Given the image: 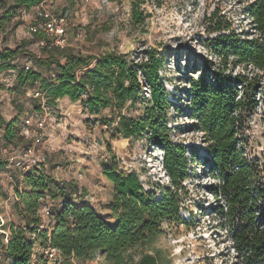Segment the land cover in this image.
<instances>
[{"label": "rangeland", "instance_id": "obj_1", "mask_svg": "<svg viewBox=\"0 0 264 264\" xmlns=\"http://www.w3.org/2000/svg\"><path fill=\"white\" fill-rule=\"evenodd\" d=\"M132 1L47 0L51 9L68 10L70 14L69 45L63 49L50 45L45 35L29 33L27 26L32 9L28 12L16 10L0 26V50L18 51L7 60L12 68L0 73V117L19 118L20 125L27 114L40 107L39 100L32 94L33 89H43L42 80L19 83V75L27 66L51 79L57 69L52 57L60 58L66 51L85 56L117 51L130 53L129 59L134 60L153 53L161 59L159 81L170 101L163 114L167 120L162 122L167 121L168 137L172 143L185 146L188 158V177L178 189L177 218L163 223V234L144 246L129 250L117 261L102 251L81 259L65 258L59 252L53 260L43 258L44 264H132L131 257L137 261L144 252L155 254L158 264H243L233 244L230 229L233 220L220 212L224 200L210 189L218 183V178L211 168L209 143L198 128L197 120L189 114L191 98L187 91L191 80L203 74L213 81L215 71L253 76L249 87L238 85V97L242 95L250 109L245 112L246 145L242 149L249 159L264 167V70L236 65L232 56L223 63L216 47L221 34L235 32L244 38L259 37L248 12L255 0H146L142 9L149 16L143 23L133 21ZM80 33L81 38H77ZM40 40L46 43L43 45ZM149 99L148 84L143 80L141 93L120 113L142 118ZM118 117V113L113 115L109 108L90 113L82 100L72 102L68 97L48 103L44 131L47 162L33 174L44 175L53 192L45 191L40 198L39 214L44 206L56 210L68 199L77 202L84 193L90 197L102 180L104 169L114 163L122 170L136 172L155 200H160L166 191L176 192L177 187L172 185L163 165L160 136L150 138V130L129 139L114 135ZM13 146L14 143L5 139L4 126H0L1 161L6 160L5 150L10 152ZM8 171L15 175L13 182H6L5 174L0 172V216L4 219V222L0 219V235L5 240L12 226L24 221L15 209L18 200L9 199L10 185L17 184V176H21L22 190H29L25 175L12 167ZM13 192L16 198V188ZM0 261L3 264L9 259L0 254ZM40 262L39 256L33 258L32 263Z\"/></svg>", "mask_w": 264, "mask_h": 264}, {"label": "trees", "instance_id": "obj_2", "mask_svg": "<svg viewBox=\"0 0 264 264\" xmlns=\"http://www.w3.org/2000/svg\"><path fill=\"white\" fill-rule=\"evenodd\" d=\"M41 1L12 0L8 3L0 0V9L3 8L0 26L16 10H29ZM145 2L132 1V19L136 23H143L149 16L142 9ZM248 12L259 37L244 38L235 32L221 34L216 47L223 63L232 56L236 65H251L261 71L264 70V0H255ZM17 53L16 49L0 50V73L12 68L7 60ZM129 56L130 53L117 51L100 56L66 51L60 58L52 57L57 69L51 79L42 77L32 68L23 69L19 75L20 84L41 79L48 103L68 97L72 102L82 100L90 113L108 108L113 115L118 113L114 135L129 139L148 130L152 133L150 138L159 135L164 149L163 165L172 185L177 187L175 193L166 191L160 200H155L136 172L122 170L117 163L107 166L90 197L86 198L88 193H84L81 200L68 199L56 210L52 209L56 223L50 231V242L65 258L81 259L102 251L117 261L129 250L144 246L163 234V223L177 218L178 189L188 177V158L185 146L172 143L168 137L167 121L162 122L167 120L163 114L170 101L159 81L161 59L153 53L138 60L129 59ZM253 79L246 73L231 75L215 71L213 81L207 74L191 80L187 93L191 98L189 114L197 120L198 128L209 143L211 168L218 178V183L210 189L224 200L220 212L233 220L230 229L234 247L243 264H264V167L249 159L242 149L246 145L245 112L250 109L242 95L238 97V85L249 87ZM143 80L150 93L144 117L136 119L121 114L126 104L141 93ZM21 123L19 125V118L0 117L5 139L14 143L13 148L30 143L21 135ZM4 167L7 168V161L0 160V171ZM38 170L25 174L29 190L16 189L15 209L25 224L12 226L8 241L0 235V254L9 259L3 264H33L31 234L47 240L49 232L39 231L40 198L45 191H53L44 175L33 174ZM131 260L132 264H158L157 256L149 252L141 253L137 261L133 257Z\"/></svg>", "mask_w": 264, "mask_h": 264}, {"label": "built area", "instance_id": "obj_3", "mask_svg": "<svg viewBox=\"0 0 264 264\" xmlns=\"http://www.w3.org/2000/svg\"><path fill=\"white\" fill-rule=\"evenodd\" d=\"M31 9L33 14L27 26L29 33L32 36L45 35L50 39V42L46 39L50 45L62 49L66 48L69 45L68 26L70 14L68 10L55 11L47 4V0H42ZM23 11L28 12V10ZM81 36L82 34L80 33L77 38H81ZM40 43L44 45L46 41L40 40ZM30 68V66H27V69ZM52 76L54 77L55 73H52ZM32 95L39 100L40 109L27 114L21 123V135L30 143L28 146L18 145L10 152L5 150L7 168L18 169L22 176L33 169H40L47 162V154L44 149V131L47 126L48 96L45 91L40 89H33ZM9 179L11 182L14 181L12 175H9ZM40 218L39 231L49 232L47 240H41L36 233H32L31 238L34 240L33 258L35 259L39 256L41 259L40 264H44L43 258L53 260L60 251L50 242V231L56 223V215L52 208L50 206L42 207ZM0 219L4 222L1 216ZM8 240L9 234L6 237V241Z\"/></svg>", "mask_w": 264, "mask_h": 264}, {"label": "crops", "instance_id": "obj_4", "mask_svg": "<svg viewBox=\"0 0 264 264\" xmlns=\"http://www.w3.org/2000/svg\"><path fill=\"white\" fill-rule=\"evenodd\" d=\"M0 172H1V174H5V176H6L5 181L8 180V181H6V182H11V180L9 179V175L12 174V173H11V171H8V168H5V167H4V168L1 169ZM12 176L14 177L15 175L12 174ZM16 176H17V175H16ZM17 177L19 178V181H17V184H15V185L12 184V185H10V188H11L10 191H9V194H10V198H9V199H10V200H14V199L18 200L17 197L14 198L15 193L13 192V189H14V188H16V189L19 188V189L21 190V189H22V188H21V185H24V183H23V179L21 178V176H17ZM14 183H15V182H14ZM18 185H19V186H18ZM6 206L9 208L10 204H7ZM24 224H25V222L23 221L21 224H18V226H23Z\"/></svg>", "mask_w": 264, "mask_h": 264}]
</instances>
